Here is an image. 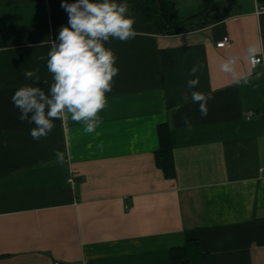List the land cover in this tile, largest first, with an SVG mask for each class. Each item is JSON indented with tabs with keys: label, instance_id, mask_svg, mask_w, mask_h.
<instances>
[{
	"label": "crops",
	"instance_id": "1",
	"mask_svg": "<svg viewBox=\"0 0 264 264\" xmlns=\"http://www.w3.org/2000/svg\"><path fill=\"white\" fill-rule=\"evenodd\" d=\"M171 1L183 19L222 2ZM62 2L0 0V264H171L187 240L208 264H264V76L255 79L264 67L245 58L249 45L264 47L255 1L233 0L225 19L171 36L132 10L135 38L106 44L119 73L95 133L69 116L37 142L11 97L33 84L26 70L52 83L47 53L69 18ZM230 56L240 57L231 74L220 69ZM249 71L247 85L235 83ZM192 91L213 97L206 117ZM165 125L173 178L155 161Z\"/></svg>",
	"mask_w": 264,
	"mask_h": 264
},
{
	"label": "clouds",
	"instance_id": "2",
	"mask_svg": "<svg viewBox=\"0 0 264 264\" xmlns=\"http://www.w3.org/2000/svg\"><path fill=\"white\" fill-rule=\"evenodd\" d=\"M61 7L68 13V25L62 26L57 42H52L47 53L46 67L52 75V83L42 80L36 67L26 70V79L32 85H23L11 97V101L20 111L19 120L34 124L30 129L33 140L39 142L47 138L55 127L54 121L67 119L82 122L85 134L95 133L102 122L99 113L106 107V93L113 90V78L118 75L117 57L106 44L111 39L127 42L134 39L136 30L135 16L127 0H76L74 3L62 2ZM264 47L252 44L246 50L245 58L252 68L261 63ZM43 59V57H41ZM240 57L230 56L220 65L224 73H234ZM197 67L191 69L195 76ZM252 71L235 81L236 84L247 85ZM264 72H256L259 80ZM43 81L47 91L38 86ZM199 78L187 81L189 88L199 85ZM213 99L210 94L200 91L191 92V101L199 104L201 117L209 112L208 102ZM179 106L176 111H179ZM184 126L190 131L193 127L191 118L182 116ZM57 163H62L64 154L53 149Z\"/></svg>",
	"mask_w": 264,
	"mask_h": 264
},
{
	"label": "trees",
	"instance_id": "3",
	"mask_svg": "<svg viewBox=\"0 0 264 264\" xmlns=\"http://www.w3.org/2000/svg\"><path fill=\"white\" fill-rule=\"evenodd\" d=\"M132 10L139 13L142 21L153 24L159 35H178L192 30H198L225 19L229 12L223 9L225 4L233 0H222L221 4L207 7L198 15L189 18H180L171 0H127ZM264 4V0H258ZM223 9L215 12V9ZM156 165L167 178L175 176L173 162V142L169 126L159 128V149L155 153ZM171 264H208L209 256L203 254L199 241L187 240L182 247L174 248L170 253Z\"/></svg>",
	"mask_w": 264,
	"mask_h": 264
},
{
	"label": "built area",
	"instance_id": "4",
	"mask_svg": "<svg viewBox=\"0 0 264 264\" xmlns=\"http://www.w3.org/2000/svg\"><path fill=\"white\" fill-rule=\"evenodd\" d=\"M256 3V14H262L264 13V4H260L258 2V0H254ZM54 41H58L57 39H55ZM230 43V40L228 37H225L222 39V41H220L219 43H217V47L218 48H224L226 47L228 44ZM261 63L257 64L255 67L262 65L264 67V57H261ZM262 175L264 176V169L262 170ZM55 264H60V263H55Z\"/></svg>",
	"mask_w": 264,
	"mask_h": 264
}]
</instances>
